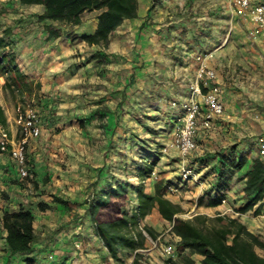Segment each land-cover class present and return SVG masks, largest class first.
<instances>
[{
  "label": "rangeland",
  "instance_id": "obj_1",
  "mask_svg": "<svg viewBox=\"0 0 264 264\" xmlns=\"http://www.w3.org/2000/svg\"><path fill=\"white\" fill-rule=\"evenodd\" d=\"M6 1L0 0V8L4 9L0 13V31L6 27L15 29L19 20V3L12 2L13 7L8 10L2 4ZM172 4L174 21L167 25L163 34L169 44L167 65L149 64L147 53L141 51V47L131 53L134 47L127 37L121 39L127 50L111 51L112 35L105 62L98 63V59L89 58L99 47H85L80 51L85 58L68 67L71 74L73 68L82 67L94 73L84 83L82 80L76 91H57L50 95L39 89L45 107L36 103L35 96L32 101L23 102L6 91L4 83L0 82V100L10 118L9 127L4 126L13 134L14 143L26 139L24 152L28 175L24 178L17 175L13 179L26 188L25 205H21L31 208L38 201L35 197L39 194L30 189L37 154H40L41 163L51 160L54 165L65 168L74 157L69 156V149H89L90 160L102 164L105 173L100 177L103 180L112 174L134 185L138 183L136 164L158 156L155 174L152 172L143 180L144 189L158 177L163 178L162 174L169 168L179 174L181 162L190 164L196 173L195 179H182L181 182H205L208 179L206 169L216 166L212 155L218 151L228 153L230 146H236L248 157L260 155L258 137L264 135V38L252 21L249 26L232 10L231 0H174ZM88 19L91 22V17ZM70 29L68 33L77 36ZM16 36L17 31L13 39ZM201 66L215 71L213 84L219 86L223 112L220 118H215L211 130L199 129L197 150L183 157L170 143L182 122L181 103L191 97L190 85L196 82ZM198 82L202 90L203 82L200 79ZM113 87H118L117 92H105ZM231 93L238 97L232 98ZM18 106L22 110H33L37 118L33 125L39 130L36 136L26 135L23 123L17 121ZM201 150L202 154L199 153ZM200 157L205 158L204 163H209L202 174L199 173L202 168ZM247 169L248 166L233 179L241 182L238 179L243 178ZM190 190L194 191V188L181 185L171 194L177 195L179 200L191 201L185 195ZM1 199L6 203L4 194ZM183 206L182 218L192 219L197 215L192 205L183 203ZM205 223L211 225L210 221ZM158 233L161 241L175 244V264H189L188 258L197 263L200 256L190 255L188 249H180L167 225H163Z\"/></svg>",
  "mask_w": 264,
  "mask_h": 264
},
{
  "label": "crops",
  "instance_id": "obj_2",
  "mask_svg": "<svg viewBox=\"0 0 264 264\" xmlns=\"http://www.w3.org/2000/svg\"><path fill=\"white\" fill-rule=\"evenodd\" d=\"M16 1L19 3V0H7L2 4L9 10L10 6L13 7L11 3ZM172 1L174 0H138L137 16L125 19L113 32L111 51L127 50L121 42L122 37H127L133 43L134 48H131V53L134 52L136 47H141V51L145 50L147 53L145 56L149 64L157 62L156 65H167L170 60L167 54L169 44L166 43L163 34L166 32L167 25L174 21L171 18L173 13ZM252 1L260 2L264 0ZM19 5L20 7L17 10L19 20L16 22L17 27L14 29V31H17L18 36L14 41L18 50L20 68L30 78L40 82L41 93L51 95L57 91L62 93L76 91V88L80 86L79 83L81 84L82 80L84 83L86 78L92 76L93 72L82 67L76 70L73 68L74 72L71 74L68 67H72L75 62H80L85 58L83 52L80 51H84L85 47L92 48L93 46L72 40L70 32L58 38H47L43 23L49 21H38L37 19L38 14L43 11V7L38 4L19 3ZM97 13L96 10L85 11L81 23L72 27L70 29L71 33L77 36L92 33L96 27ZM88 17H91V22H89ZM240 18L249 26H252L247 15ZM0 82L2 84L5 82L2 76ZM117 88L113 87L105 92L114 90L117 92ZM230 95H232V98L238 97V94L231 93ZM0 105L7 117L6 126L9 127L10 118L7 116L1 100ZM10 137L12 143H14L15 139L11 131ZM88 151L89 149H79L77 151L69 149L68 152L73 154H69V156L74 157L65 168L54 165L51 160L41 163L40 154H37V158H35L37 160L33 168L35 172L33 184L30 189L33 190L31 192L39 194L35 197L38 200L37 203L43 201L49 207L45 211H39L37 203L30 206L35 217L33 222L35 239L29 253L13 252L6 242L7 231L3 227L1 217L5 211L18 210L20 205L24 204L26 188L23 183L13 180L17 175L19 176V166L10 155V152H0V196L4 194V200H6V203L3 199L0 200V264H119L109 256L107 247L96 235L90 214L87 211L86 201L90 198L88 195L93 196L95 192L106 188V182L100 177L102 173H105L101 168L102 164H95L91 161V155L88 154ZM199 153L202 154V150ZM187 166H190V164H187ZM205 169V167H202L199 173H204ZM175 173L176 171L174 172L169 168L162 174L163 179L168 182L177 181L179 185H183V188L192 186L194 191L190 190L189 194L185 193L186 196L191 198V201L179 200L177 195L167 192L166 196L171 201L179 203L182 207H184L183 203L192 205L195 214L210 217L225 214L236 217L251 232L257 234L264 241V201H262L260 213L257 215L253 213L257 204L254 205L253 209L246 212L237 211V208L244 203L242 182L236 183L233 181L224 198L225 201L221 204L216 206L197 205L200 196H203V201H205L214 194V190L207 183L211 177L205 179V182L194 183L188 180L185 184V182L178 181L179 174ZM181 190L179 189V191ZM145 191L150 194L153 193V184L147 186ZM51 194L66 200L67 204L52 202ZM135 204L136 201L133 197L130 205L134 206ZM142 223L152 226L156 231H160L163 225H167V228L170 225L156 211L147 215ZM157 237L160 238V234ZM175 240L177 241L176 237ZM163 242L160 239L158 240V243L163 244ZM159 246H155L148 239L145 264H166ZM256 251L264 256V248H258ZM119 256L124 258L122 251ZM131 260L132 257L127 256L125 264H129ZM199 260L195 264H199Z\"/></svg>",
  "mask_w": 264,
  "mask_h": 264
},
{
  "label": "trees",
  "instance_id": "obj_3",
  "mask_svg": "<svg viewBox=\"0 0 264 264\" xmlns=\"http://www.w3.org/2000/svg\"><path fill=\"white\" fill-rule=\"evenodd\" d=\"M19 3L38 4L43 7L37 19L49 21L43 23L47 38H58L68 33V28L81 23L85 11H98L94 31L72 37L73 40L76 39L88 46L99 47L89 56L91 59H98V63L106 61L105 52L113 32L125 19L135 18L139 7L138 0H19ZM3 10L0 8V13ZM13 36L15 31L12 27L0 31V76L5 78L3 87L23 102L32 101L35 96L36 103L45 107L46 104L38 94L40 82L30 78L19 66ZM206 90L207 88L202 86V91ZM44 114L47 115L46 112ZM0 124H7V117L1 105ZM212 157L216 159V166L208 168L206 177H211L207 183L214 190V194L205 201L203 196H200L197 205L221 204L233 181L238 182L233 179L234 175L248 166L243 178L238 179H241L243 184L244 203L237 211L246 212L257 204L253 213L259 214L264 201V158L260 155L248 157L237 150L236 146H230L228 153L218 151ZM157 159L158 156L154 159L145 158L136 164L138 177L136 185L110 174L104 180L106 188L95 192L86 201L96 235L103 241L109 256L115 262L125 264L126 257L131 256L129 264H145L147 235L151 239H156L159 233L152 226L142 223V220L156 211L161 218L172 224L168 230L177 238L178 247L188 249L190 255L197 254L201 257L199 264H264V256L256 251V247L264 248V241L238 218L225 214L213 217L197 214L192 219L182 218L180 214L184 212L183 207L166 196L168 185H173L177 189L181 187L177 181L168 182L158 177L153 182V193H147L143 180L154 171ZM200 160L201 167L209 165L208 162L204 163L205 158L200 157ZM177 179L182 180L180 175ZM133 197L136 204L131 206L129 200ZM51 200L67 204L66 200L55 194H51ZM37 207L39 211H45L49 205L39 201ZM34 218L32 209L24 205H20L18 210L4 212L1 220L7 231L6 242L13 252L31 251L35 239ZM206 221H210L211 225H206ZM171 244L175 251V244ZM121 251L124 258L119 256ZM188 263L194 264L195 261L188 258Z\"/></svg>",
  "mask_w": 264,
  "mask_h": 264
},
{
  "label": "built area",
  "instance_id": "obj_4",
  "mask_svg": "<svg viewBox=\"0 0 264 264\" xmlns=\"http://www.w3.org/2000/svg\"><path fill=\"white\" fill-rule=\"evenodd\" d=\"M232 10L240 16H249L250 20L256 25L257 30L264 38V1L253 2L252 0H231ZM197 80L190 85L191 97L181 103L183 111L182 122L178 126L170 146L177 150L181 156L186 157L194 150H197L196 135L199 129L211 130L214 127V120L223 112V104L220 99L219 86L213 84L216 79L215 71L208 66H201L198 70ZM200 79L204 87L207 88L206 92L201 90L198 82ZM212 82L211 84H208ZM18 122L24 125L25 134L37 135L39 130L34 127V122L37 120L32 109L22 110L18 106ZM24 140L18 144L12 143L10 133L7 128L0 124V150L10 152L12 157L17 161L19 166V176L24 178L28 175V169L25 166V152ZM258 150L261 157H264V135L258 137ZM153 174L155 172L153 171ZM179 175L182 179H195L196 173L190 167L181 162L179 167ZM178 189L173 185L167 186L168 193H174ZM225 199L222 200L224 202ZM172 224L169 225V228ZM147 238L153 242L155 246H159L161 254L166 264H175V251L171 243H158L159 237L151 239L148 235ZM147 249V248H146ZM146 249L144 251H146Z\"/></svg>",
  "mask_w": 264,
  "mask_h": 264
}]
</instances>
